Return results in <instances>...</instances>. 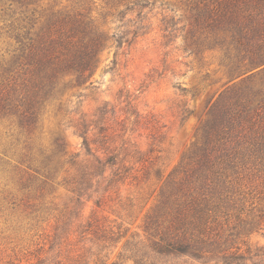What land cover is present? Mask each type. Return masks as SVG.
<instances>
[{
  "label": "rangeland",
  "instance_id": "obj_1",
  "mask_svg": "<svg viewBox=\"0 0 264 264\" xmlns=\"http://www.w3.org/2000/svg\"><path fill=\"white\" fill-rule=\"evenodd\" d=\"M197 1L44 0L29 7L90 5L107 42L90 78L68 76L58 83L31 140L16 120L0 123V264H134L119 257L127 242H141L143 264H222L157 254L144 229L209 109L251 75L256 83L264 80V66L233 70V61L205 43L206 36L192 37ZM5 31L0 58L15 47ZM83 117L89 121L87 145L77 131ZM28 141L38 159L34 171L23 162ZM58 141L65 153L58 172L48 175L44 156L56 151ZM112 155L114 164L77 203L71 192L77 169ZM244 240L264 264V223Z\"/></svg>",
  "mask_w": 264,
  "mask_h": 264
},
{
  "label": "trees",
  "instance_id": "obj_2",
  "mask_svg": "<svg viewBox=\"0 0 264 264\" xmlns=\"http://www.w3.org/2000/svg\"><path fill=\"white\" fill-rule=\"evenodd\" d=\"M43 1L0 0V30H6L15 43L7 50L8 57L0 58V123L16 120L29 140L58 83L68 76L90 78L107 42L91 17L90 5L83 10H47L42 5L40 11L29 9ZM193 8L192 37L197 32L206 36L205 43L210 41L233 61V70L264 66V0H198ZM262 72L264 77V68ZM254 78L251 75L227 91L209 109L195 143L165 183L158 205L144 224L149 247L157 254L222 264H262L263 256L253 254L244 240L264 223V80L256 83ZM81 120L77 131L86 136L87 145L89 121ZM26 143L23 162L28 171H34L38 159L30 153L31 143ZM64 153V144L58 141L56 151L44 156L42 169L48 175L57 173ZM115 159L114 155L96 157L91 165L77 169L71 190L77 203ZM68 163L75 165L72 159ZM48 175L41 176L49 180ZM140 245L127 242L119 257L143 264Z\"/></svg>",
  "mask_w": 264,
  "mask_h": 264
}]
</instances>
